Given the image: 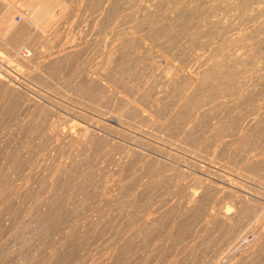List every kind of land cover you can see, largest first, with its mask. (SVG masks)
I'll return each instance as SVG.
<instances>
[{"label":"rangeland","instance_id":"rangeland-1","mask_svg":"<svg viewBox=\"0 0 264 264\" xmlns=\"http://www.w3.org/2000/svg\"><path fill=\"white\" fill-rule=\"evenodd\" d=\"M62 1L36 5L38 53L0 42V178L22 185L0 196V264H264V0ZM49 121L73 137L32 132ZM194 188L259 233L226 249Z\"/></svg>","mask_w":264,"mask_h":264},{"label":"bare ground","instance_id":"bare-ground-1","mask_svg":"<svg viewBox=\"0 0 264 264\" xmlns=\"http://www.w3.org/2000/svg\"><path fill=\"white\" fill-rule=\"evenodd\" d=\"M8 1V0H7ZM43 0H11L10 3L13 6L12 8H16L18 10V12L20 11V16L24 17V21H22V23H18L15 22L14 17H12V13L9 14L8 12V6H3V8H1L2 10L0 11V42H2V44L6 47L7 49V55H5L6 57L4 59H6V61H11V60H17L19 62H21L20 60H27L32 53H34L35 49L32 50L31 48H29L28 46H26V44H24L23 42H25L26 39H28L27 37L31 38L30 36L34 34V32H37L38 28L36 27L37 20L39 19L40 15L37 11H36V5L41 3L40 5H42ZM59 1V0H58ZM62 1V0H61ZM2 2V1H1ZM5 2V1H4ZM1 5H3V3ZM9 2V1H8ZM57 2V1H56ZM63 2V1H62ZM49 3V1H48ZM55 3V1H54ZM53 3V4H54ZM60 3V2H59ZM6 5V4H5ZM39 5V6H40ZM70 5V4H69ZM23 6H25L27 9L23 8ZM47 6V5H46ZM2 7V6H1ZM50 8V6H48ZM47 7V8H48ZM10 8V7H9ZM38 8V7H37ZM53 8V7H52ZM51 8V9H52ZM16 9H13L15 11H17ZM43 10H45L43 8ZM77 11V10H76ZM17 12V13H18ZM48 12V11H47ZM49 12H52V10H49ZM55 13V12H54ZM59 13V12H58ZM19 14V13H18ZM53 14V13H52ZM12 15V16H11ZM16 15V14H15ZM45 15V14H44ZM20 18V17H19ZM59 18V17H58ZM14 19V20H13ZM22 19V18H21ZM19 19V20H21ZM45 19V16H44ZM42 20V17H41ZM40 20V21H41ZM76 20V19H75ZM47 21V20H45ZM44 22V21H43ZM39 27V26H38ZM53 27V26H52ZM42 28V26L40 27ZM39 28V29H40ZM41 30V29H40ZM49 31V30H48ZM39 32V30H38ZM42 32V31H41ZM98 34V33H97ZM54 35V33H53ZM68 37V36H67ZM46 39V38H45ZM31 40V39H30ZM50 40V39H49ZM26 43V42H25ZM33 44V43H32ZM40 44V43H39ZM70 44V43H69ZM3 46V47H4ZM22 46V48H21ZM35 47V46H32ZM39 47V46H38ZM1 48V47H0ZM20 48V50H19ZM2 49V48H1ZM26 49V53H23V50ZM4 50V49H3ZM2 51V50H1ZM39 50H36L35 53H38ZM55 51V50H54ZM4 52V51H3ZM34 53V54H35ZM41 53V51H40ZM43 53V52H42ZM45 53V52H44ZM56 54V53H55ZM4 55V54H3ZM50 55V54H49ZM33 56V55H32ZM39 57L41 56L38 55ZM47 56V55H46ZM4 57V56H3ZM44 57V56H43ZM62 57V56H61ZM51 58V57H50ZM88 58V57H87ZM2 59V58H1ZM114 59V58H113ZM15 60V61H16ZM5 61V60H4ZM42 61V60H41ZM61 62V61H60ZM5 63V62H4ZM17 63V62H16ZM36 63V62H35ZM45 63V62H44ZM20 64V63H19ZM33 64V63H32ZM31 64V65H32ZM59 64V62H58ZM41 65V64H40ZM48 65V64H47ZM21 66V65H20ZM56 66V65H55ZM35 67V66H34ZM48 67V66H47ZM57 67V66H56ZM105 67V66H104ZM19 68V67H18ZM32 68V67H31ZM59 68V67H57ZM34 69V68H33ZM38 69V68H37ZM101 69V68H100ZM41 70V69H40ZM47 70V69H46ZM14 71V70H13ZM27 71V70H26ZM67 71V70H66ZM7 72V71H6ZM81 72V71H80ZM36 74V73H35ZM38 74V73H37ZM45 74V73H44ZM55 74V73H54ZM33 75V74H32ZM40 75V74H39ZM42 75V74H41ZM61 75V74H60ZM59 76V75H58ZM82 76V75H81ZM74 77V76H73ZM12 78V77H11ZM86 78V77H85ZM29 79V78H28ZM8 79H5L1 74H0V82L5 83L6 85L8 84ZM45 80V79H44ZM71 82V81H69ZM10 83V82H9ZM74 83V82H73ZM92 83V82H91ZM90 83V84H91ZM80 84V83H79ZM73 85V84H72ZM92 85V84H91ZM0 86L2 87V85L0 84ZM81 86V85H80ZM5 87V86H3ZM11 87V86H10ZM92 87V86H91ZM13 88V87H12ZM93 88V87H92ZM15 89V88H14ZM70 89V88H69ZM13 90V89H12ZM4 91V90H3ZM6 91V90H5ZM17 93V92H15ZM20 93V92H19ZM22 93V92H21ZM3 96V95H2ZM246 96V95H245ZM10 97V96H9ZM25 97V96H24ZM215 97V96H214ZM249 97V96H248ZM5 98V97H4ZM14 98V97H13ZM27 98V97H26ZM11 101V100H10ZM13 101V100H12ZM239 101V100H238ZM1 102V101H0ZM5 102V101H4ZM74 102V101H73ZM2 103V102H1ZM14 103V102H13ZM132 103V102H131ZM21 105V104H18ZM57 105V104H56ZM1 106V105H0ZM24 106V105H23ZM19 107V106H18ZM9 108V107H7ZM37 108V107H36ZM11 109V108H10ZM195 110V109H194ZM7 111V110H6ZM17 111V110H16ZM36 111V110H35ZM45 112V111H44ZM49 112V111H48ZM55 112V111H54ZM6 113V112H5ZM23 113V112H22ZM35 114V113H34ZM43 114V113H42ZM55 114V113H54ZM121 114V113H120ZM134 114V113H133ZM136 114V113H135ZM167 115V114H166ZM248 115V114H247ZM38 116V115H36ZM256 116V115H255ZM257 116L259 117V115L257 114ZM256 116V117H257ZM263 116V115H262ZM46 117V116H45ZM44 117V118H45ZM3 118V117H1ZM12 118V117H11ZM221 118V116H220ZM251 118V117H250ZM39 119V118H38ZM43 119V117H42ZM47 119V118H46ZM120 117L113 115V119L112 121L117 123L118 125L120 124ZM243 119V118H242ZM258 119V118H257ZM30 120V118H29ZM28 120V121H29ZM35 120V119H34ZM128 120V119H127ZM217 120V119H216ZM11 121V120H10ZM238 121V120H237ZM40 123H42L41 121H38ZM48 122V120H47ZM241 122V121H239ZM245 122V121H244ZM253 122V121H252ZM250 120L247 119V122H245L246 125H250L252 123ZM34 123V122H33ZM32 123V124H33ZM50 123V124H49ZM48 126L45 128L43 127V125H38L36 124L35 127L33 126L32 130H30L32 132H35V134L40 135V137H45V139L47 138H53L56 137L59 139V137H65L67 135H70V131L65 129L63 127V123L61 121H49ZM188 123V122H187ZM238 123V122H237ZM235 123V124H237ZM10 125V124H9ZM20 125V124H19ZM224 125V124H223ZM3 126V125H2ZM23 126V124H22ZM45 126V125H44ZM236 127V126H235ZM241 127V126H240ZM246 128V127H245ZM244 127H242V129H245ZM233 129V128H232ZM238 129V128H237ZM12 130V129H11ZM23 130V129H22ZM106 130V129H105ZM241 130V129H240ZM20 131V130H19ZM85 131V130H84ZM176 131V130H175ZM87 132V130H86ZM94 132V131H93ZM96 132V131H95ZM232 132V130H231ZM236 132V131H235ZM15 133V132H14ZM21 133V132H20ZM88 133V132H87ZM221 133V132H220ZM234 133V131L232 132ZM243 133V132H241ZM73 134V133H72ZM14 135V134H13ZM29 135V134H28ZM33 135V134H32ZM87 135V134H86ZM101 135V134H100ZM240 135V134H238ZM71 137H73L72 135H70ZM81 136H85V133L83 135V133L81 132L79 134L78 137ZM236 136V135H235ZM36 137V136H35ZM169 137V136H168ZM220 137V136H219ZM243 137V136H242ZM20 138V137H19ZM24 139V138H23ZM29 139V138H28ZM54 139V138H53ZM68 139V138H67ZM73 139V138H72ZM150 139V138H149ZM169 139V138H168ZM216 139V138H215ZM220 139V138H219ZM228 139V138H227ZM238 139V138H237ZM38 140V139H37ZM50 145L52 146L51 143H55L53 142L52 139H50ZM55 140V139H54ZM60 140V139H59ZM59 140H57V143L61 144L60 142H58ZM214 140V139H213ZM223 140V139H222ZM23 141V140H22ZM56 141V140H55ZM65 141V139H64ZM154 141V140H153ZM212 142V141H211ZM230 143V142H229ZM234 143V141H233ZM232 143V144H233ZM217 144V143H216ZM225 144V143H224ZM9 145V144H8ZM19 145V144H18ZM26 145V144H25ZM24 146V145H23ZM54 146V145H53ZM201 146V145H200ZM210 146V145H209ZM57 147V145H56ZM64 147V146H63ZM7 148V147H6ZM13 148V146H12ZM20 148V147H19ZM25 148V146H24ZM55 148V147H54ZM53 148V149H54ZM3 149V148H2ZM15 149V148H14ZM31 149V148H30ZM37 149V148H36ZM50 149V148H49ZM52 149V148H51ZM56 149V148H55ZM19 150V149H18ZM21 150V149H20ZM46 150V149H45ZM219 151V150H218ZM9 152V151H8ZM24 152V151H23ZM49 152V151H48ZM10 153V152H9ZM50 153V152H49ZM188 153V152H187ZM26 154V153H25ZM216 155V154H215ZM223 155V154H222ZM9 156L14 157L17 165H18V153H14V156H12V154H10ZM56 156V155H55ZM4 157V156H3ZM21 158V157H20ZM44 158V157H43ZM129 158V157H128ZM13 159V158H12ZM214 160V159H213ZM15 162V161H13ZM15 162V163H16ZM8 163V162H7ZM20 163V162H19ZM22 163V162H21ZM5 164V163H4ZM12 164V162H11ZM23 164V163H22ZM22 164H20L21 166H23ZM15 166V165H14ZM13 166V167H14ZM19 167V166H17ZM25 168V167H24ZM124 168V167H123ZM16 169V167L14 168ZM12 170V169H11ZM18 170H20L18 168ZM26 170V169H25ZM17 171V170H16ZM159 171V170H158ZM161 171V170H160ZM6 172H4L5 174ZM37 174V173H36ZM3 175V174H2ZM11 175V174H10ZM14 176V175H13ZM10 176V177H13ZM28 176V175H27ZM2 179V181H1ZM201 179V178H200ZM13 180V179H12ZM0 183H1V189H0V196H12L13 194H16L19 192L20 188H22L21 184H15V185H11L12 182L6 177L0 178ZM22 181V180H21ZM200 181V180H199ZM20 182V181H19ZM14 183V181H13ZM23 183V182H22ZM198 183V182H197ZM201 183V182H200ZM25 185V184H23ZM146 185V184H145ZM29 186V185H28ZM177 186V185H176ZM24 189V188H23ZM147 190V189H146ZM199 190V189H198ZM212 190V189H210ZM229 191V190H228ZM199 192V191H198ZM222 192V191H221ZM201 193V192H200ZM197 191L194 189H190L187 193V197H186V202H187V207H188V211L192 212V216L195 219H199L201 217L200 211L203 212V220H204V224L202 225V229L203 232L209 234V233H215L216 235V240L218 241V243H220L221 245H224L226 247V249L231 248L238 240L240 237H242L243 235H245L246 233H254V234H258L259 233V227H260V218L259 219H255L256 221H248L247 223H242L240 225H232L230 222L231 219L234 218V215H236L238 212L235 211V214H231V210H230V206H226V211L223 210V206L218 205L216 203H212V202H208V203H203L202 205H198L197 204ZM128 195V194H127ZM130 195V194H129ZM137 193H133L130 196L126 197L125 196V201H128L131 197L132 198H136L137 197ZM199 195V194H198ZM166 196V195H165ZM6 199V198H5ZM183 199V197H182ZM181 199V200H182ZM185 199V198H184ZM164 200V199H163ZM232 200V199H231ZM9 201V199H8ZM100 201V200H99ZM4 202V201H3ZM6 202V201H5ZM185 202V203H186ZM232 202V201H231ZM232 204V203H231ZM229 204V205H231ZM1 205V204H0ZM234 205V204H233ZM239 205V204H238ZM28 207V206H27ZM225 208V207H224ZM232 208V207H231ZM36 209V208H35ZM203 209V211H202ZM257 209V208H256ZM94 213V212H93ZM183 213V212H182ZM233 213V212H232ZM264 213V212H263ZM68 214V213H67ZM151 214V213H150ZM248 214V213H247ZM261 216V215H259ZM54 217V216H53ZM237 217V216H236ZM248 217V216H247ZM253 217V216H252ZM61 218V217H60ZM84 218V217H83ZM140 219V218H139ZM79 221V220H78ZM152 221V220H151ZM154 221V220H153ZM69 222V221H68ZM172 222V221H170ZM169 222V223H170ZM72 223V222H71ZM77 223V222H76ZM58 224V223H57ZM60 224V223H59ZM71 226V225H70ZM197 226V225H196ZM134 229V228H133ZM57 230V229H56ZM113 230V229H112ZM115 230V229H114ZM178 230V229H177ZM196 230V229H195ZM64 231V230H63ZM152 231V230H151ZM161 232V231H160ZM168 233V232H167ZM127 234V232H126ZM171 234V233H170ZM159 235V234H158ZM214 235V236H215ZM264 235V234H263ZM72 235L69 234V236H67L68 238L71 237ZM139 236V235H138ZM197 235H193L191 237V239H194ZM204 236V235H203ZM213 236V235H212ZM61 237V236H60ZM128 237V236H127ZM145 237V236H144ZM148 237V236H147ZM183 237H185L183 235ZM199 237V235H198ZM197 237V238H198ZM62 238V237H61ZM125 239V236L123 237ZM141 238V236H140ZM146 238V237H145ZM201 238V237H200ZM127 239V238H126ZM74 240V239H73ZM174 240V239H173ZM198 240V239H197ZM212 240V239H211ZM144 241V240H143ZM206 241V240H205ZM72 242V241H71ZM191 242V241H190ZM194 242V241H193ZM216 242V241H214ZM154 243V242H153ZM186 243V242H185ZM203 243V242H202ZM62 244V243H61ZM134 244V243H133ZM168 244V243H167ZM211 244V243H209ZM208 244V245H209ZM177 245V244H176ZM182 245V244H181ZM184 245V242H183ZM206 245V244H205ZM254 245V244H253ZM170 246V245H169ZM179 246V245H178ZM189 246V244H188ZM201 246V245H200ZM216 246H219L218 244ZM215 246V247H216ZM223 246V247H224ZM150 247V246H149ZM168 247V246H167ZM221 247V246H220ZM171 248L168 247V249ZM222 249V248H221ZM170 250V249H169ZM173 250V249H172ZM179 250V247H178ZM207 250V249H206ZM215 250V249H213ZM213 250L211 249V252H213ZM220 250V248H219ZM166 251V249H165ZM175 251V250H174ZM177 251V250H176ZM175 251V252H176ZM185 251V250H184ZM208 251V250H207ZM217 252V250H215ZM55 252V251H54ZM188 252V251H187ZM191 252V251H190ZM233 252V251H232ZM105 253V252H104ZM123 253V252H121ZM178 253V251H177ZM183 253V251L181 252ZM186 253V252H185ZM200 253V251H199ZM124 254V253H123ZM192 254V253H191ZM127 255V254H126ZM148 255V254H147ZM176 255V254H175ZM180 255V254H179ZM185 254H182V256ZM187 255V254H186ZM193 255V254H192ZM202 255V253H201ZM140 256V255H139ZM181 256V255H180ZM205 256V255H203ZM246 256V255H245ZM159 257V256H158ZM184 258H186V256H183ZM224 257V256H223ZM138 258V257H137ZM194 258V257H192ZM238 258V257H237ZM99 259V258H98ZM126 259V258H125ZM191 259V258H190ZM101 260V259H100ZM201 260V259H200ZM218 260V259H217ZM221 261V260H220ZM96 262V261H95ZM190 262V260H189ZM217 262V261H216ZM230 262V261H229ZM180 263V262H179ZM215 263V262H214ZM218 263V262H217ZM221 263V262H220ZM260 263V262H259ZM103 264V263H101ZM135 264V263H134ZM213 264V262H212ZM224 264V263H223ZM249 264V263H247Z\"/></svg>","mask_w":264,"mask_h":264},{"label":"built area","instance_id":"built-area-1","mask_svg":"<svg viewBox=\"0 0 264 264\" xmlns=\"http://www.w3.org/2000/svg\"><path fill=\"white\" fill-rule=\"evenodd\" d=\"M23 53H26V49L23 50Z\"/></svg>","mask_w":264,"mask_h":264}]
</instances>
